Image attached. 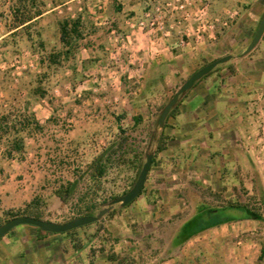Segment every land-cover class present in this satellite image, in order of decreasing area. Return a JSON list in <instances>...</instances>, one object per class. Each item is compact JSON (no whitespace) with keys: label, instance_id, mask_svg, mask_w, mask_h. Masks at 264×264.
<instances>
[{"label":"crops","instance_id":"crops-1","mask_svg":"<svg viewBox=\"0 0 264 264\" xmlns=\"http://www.w3.org/2000/svg\"><path fill=\"white\" fill-rule=\"evenodd\" d=\"M16 1L0 0L2 79L5 66L12 61L17 63L16 57L22 55V50H30L28 34L33 28L40 32L41 40L51 41L52 26L45 24L47 17L57 11V7L44 11L40 6L33 21L20 25L14 18ZM81 1L69 0L60 6ZM109 6L123 21L127 15L138 14L144 8L141 0H109ZM232 6L241 10L240 17L197 55L171 51L165 45L156 47L136 32V39L124 52L122 67H109L114 61L108 35L101 38L93 34L98 29L82 28H87L89 35L84 34L80 41L75 55L76 71H70V80L76 78L78 82L80 77L84 80L75 87L70 82L71 89H57L56 188L70 183L71 202L64 204L52 194L56 188L49 183L51 174L43 163L45 155L34 147L40 138L33 136L25 138L26 148L18 159L0 150V215L4 210L25 207L40 196L48 197L49 207L55 202L47 219L61 222L75 214L71 209L80 203L82 194L95 188L89 179L99 155L115 150L109 164V180L103 179L99 190L122 191L136 180L144 154L156 150L162 132L169 136L167 147L157 154L143 194L125 208L116 205L114 209H120L105 220L108 238L100 236L78 246L77 241L82 240L78 236L76 239L44 233L34 226L23 225L1 240L0 264H112L109 253L121 252L125 244L156 240L166 232L171 233L168 238L173 241L181 227L199 214L198 209L205 201L213 206L219 203L216 194L225 192L226 198H232L236 191L263 189L264 170L256 162L259 148L256 139L264 120V36L252 53H244L264 16V0L216 3L217 10ZM74 9L72 16L92 13L88 6ZM33 22L35 26L29 29ZM122 31L129 33L124 26ZM54 32L53 46L57 43ZM15 49H21V55ZM228 55L233 58L181 96L166 126L159 127L161 108L197 66ZM97 91L102 92L99 95ZM27 92L0 88V118L6 112L12 113L8 126L18 125L20 115L27 112L28 106L24 105ZM42 103L36 104L32 112L43 127L53 117L49 110L43 119L46 105ZM110 178L116 181L111 183ZM63 206L65 213L61 211ZM256 223L240 220L208 228L175 248L179 250L177 256L187 252L195 264H235L236 252L246 249L250 253L256 249L257 261L262 246L248 239L258 233ZM175 260L176 257H171L162 264H178L173 263Z\"/></svg>","mask_w":264,"mask_h":264},{"label":"trees","instance_id":"trees-1","mask_svg":"<svg viewBox=\"0 0 264 264\" xmlns=\"http://www.w3.org/2000/svg\"><path fill=\"white\" fill-rule=\"evenodd\" d=\"M35 3L36 0H17L14 6L15 22L19 21L21 25L26 22L33 21L36 15L30 13L32 10L30 9V7L35 5ZM83 27H84V23L82 21V15L76 16L75 19L69 18V19H64L63 21L60 22V32H61L60 39L64 45V49L57 53L53 52L52 54H50L49 56L50 64L56 62L57 64L61 65L62 63L73 61L75 59L76 52L81 47L80 41L83 39L84 36V31L82 29ZM211 62L213 61L206 60L200 63L197 66L198 67L197 70L208 65ZM220 68L221 65L218 66L216 69H214L210 74H212L214 71L219 70ZM73 69L74 71H76V64L75 67H73ZM210 74H208L207 76H209ZM207 76H205L204 78H206ZM8 79H10V75H8V73L5 72L3 76V80H8ZM70 82L75 87L77 82L76 78L70 80ZM18 89L22 90L23 88H18ZM30 93L34 96L37 95L36 97L37 101L41 99L43 100L47 96V91L44 90L42 87L31 89ZM163 109L164 107L161 108L160 112H162ZM176 109L177 106L171 111L169 117L167 118L166 124L168 123V119L174 114ZM11 115L12 113L9 112L8 114L2 115V117L0 118V145H2L4 136L10 134L16 135L12 140L8 142V145L6 144L7 148L5 152L8 154L9 157L11 156L13 157L14 153H19L20 155L24 153V150L26 148V141H25V137L20 135L19 133L20 131L27 132L28 136L33 137L36 136V133H39L43 128L37 122L35 115L33 113L28 115L27 113H25L22 116L24 118L23 119L21 118V120L19 119L20 121L19 120L17 121L18 125L14 124L12 126H8V122L11 120ZM18 126L20 127L18 128ZM168 141H169V136L162 132L157 140L156 150L150 152V153H155L153 163L155 162L157 154H159L161 151L166 149ZM112 154H115L114 149L111 150L110 153H108V155H106V153L105 154L103 153L94 160L93 162L94 167L91 169L92 173L89 180L95 183L94 186L95 188L93 189V191L83 193L81 199H79L80 203L76 205V208L72 207L75 211L74 216L60 223H67L80 217L95 216L101 210L106 208L113 200L129 192L130 189L136 183L139 174L142 170V167L145 163L146 156L149 153L144 154V159L140 167V170L138 172L137 178L129 187H124V190L122 191L115 189H111V191H101L99 190V188L101 187L100 184L101 181H103V179L109 180L108 176L110 174L108 172H109V164L112 161L111 160ZM115 181L116 178H110L111 183H114ZM71 189L72 186H70V183H67L66 186H61L59 189L56 188L53 194L55 196H58L63 201L64 204H69L71 202L70 201V195L72 194ZM143 192H144V188L142 190L141 195L143 194ZM224 196H225V192L221 194H216V198L219 201V203H216L215 206L209 203V201H205L198 209L199 214L181 227L180 231L176 234L175 238L171 243L172 247L177 248L179 246H183L193 236L198 235L199 233H201L202 231L208 228L218 226L224 223L237 222L240 220H254L262 225L264 224V198L262 200H259L256 199L257 198L256 196H254L250 198L248 202L242 203L236 197L226 198ZM46 200H47L46 198L36 196L25 207L19 209L4 210L3 213L0 215V226L5 222H7L8 220L18 216H29L36 219L51 221L50 219H47L49 206ZM116 211H118V209H113L102 220L98 222L92 223L90 225H85L80 228L62 234L66 235L67 237H72V238L75 237L76 239H78L77 236L81 238L82 240L77 241L78 246L80 245L82 246L83 243H86L87 241H89L90 243L91 242L90 239L94 240L100 236H103L104 239H106L108 237L105 234H108V232L105 226V220L109 219L112 215H114ZM215 214H217L216 218L213 217ZM248 239L256 240L262 245L261 254L258 258L257 264H264V237H260V235L257 233L256 235H253ZM137 257L138 256L130 253H122V252L116 253L113 251L112 253H109V260L112 264H140L141 257L138 258ZM167 260H168L167 258L164 259V261ZM142 262L144 263V261Z\"/></svg>","mask_w":264,"mask_h":264},{"label":"rangeland","instance_id":"rangeland-1","mask_svg":"<svg viewBox=\"0 0 264 264\" xmlns=\"http://www.w3.org/2000/svg\"><path fill=\"white\" fill-rule=\"evenodd\" d=\"M67 1L69 0H45V1L36 0L35 5L30 7V9H32L30 13L31 14L33 13V15L36 12V10L39 9L38 7L40 6L44 9V11H48L50 9H53L54 7H57V11H55V14L47 17L45 24L47 25V27L52 26V28H50L51 30L49 33L50 36L49 40H51L52 42L50 41L51 43L50 42L48 43V41L45 42L41 40V38L39 37L40 32L37 30V28H33V30H31V32L28 34L29 35L28 40L30 42L29 44L31 47L30 50L27 49L22 50V55H23L22 56L20 52L21 49L20 50L15 49L14 52L20 54L21 56L16 57V60L18 61L17 63L15 61H12L11 63H9V65L5 66L6 67L5 72H7L8 75H10V79L3 80L0 77V88H4V87L12 88V89L23 88L28 91L26 97L24 98V105L29 106L28 108L26 107L27 115L31 113L34 114V112H32V108L39 102L40 103L44 102L42 104L46 105V110L43 111L42 113L43 119H45L46 117L45 115H47V112L49 110L51 111V115H52L51 117L53 118L49 119L48 123L43 125V128L39 133H36V136L40 138L39 140L40 142L39 144L37 143V145L34 144V147H36V150H42L45 155L43 158L44 159L43 163L47 165L49 175L51 174L49 178V183L55 185L54 188L57 187V135H58L57 134V89L59 88L71 89L70 71H72L73 67H75V62H76L74 59L73 61L62 63L61 65L57 64L56 62L50 64L49 61L50 54H52L53 52L57 53L64 49V45L60 39L61 38L60 22L63 21L64 19H69V18L75 19L76 16L78 15L72 16V14L74 13L75 11L74 8L76 6L78 8L88 6V8H92V13L82 16V21L85 27L86 26L89 27L90 31L95 28L99 30L93 32V34L96 35L99 34L100 35L99 37L101 38L108 35L107 40L108 41L110 40L111 35H110L109 26L104 25L105 17H108L110 19V21L112 22V26H114V28L119 32L123 30V26L125 27L122 16H120L119 14L114 15V12L110 9L109 0H82L78 4L68 3L60 6L61 4ZM102 3L105 4V8H106L105 14H103V12L99 9V7L103 5ZM33 26H35L34 22L33 24L30 25L29 29H31ZM55 30L57 33V43L55 46H53L52 44L54 40L53 38L55 36V32H54ZM104 30L106 31L104 32ZM83 31L85 37L87 34L89 35L87 28L83 29ZM85 37L83 36V38ZM27 52L29 53V55H27ZM11 64H14V66H10ZM116 66H120V65L115 64L114 62L109 63L110 68ZM0 71L2 70L0 69ZM83 80L84 78L80 77L78 82L76 83H81ZM37 87H42L44 90L47 91V96L45 97V99L43 100L41 99L37 101L36 99L37 95L34 96L30 93L31 89ZM101 92L102 91H97L95 93L100 95ZM80 93L81 91H79L77 95ZM82 102L83 100L82 98H80L79 103L81 104ZM6 114H8V112H6ZM24 114L25 113H22L20 115V120L21 118L22 119L24 118L22 117ZM19 127L20 126H18V128ZM19 133L25 138H30L27 132L20 131ZM15 136H16L15 134L4 136L2 145H0L1 147L0 150L3 149V151L5 152L8 142L12 140ZM19 156H20L19 153L13 154V157L15 159H18ZM51 192L53 194L54 189ZM233 195L234 198L236 197L242 203L248 202V200L254 196L257 197L256 199L262 200L264 198V187L262 190L260 189L258 191H253V192L236 191L233 193ZM46 199H48V197H46ZM54 205L55 202L52 201L50 207H48V210H50L51 207L52 208L55 207ZM117 209L119 210L120 208ZM71 210H72L71 213L75 212L74 209ZM61 211L65 213L66 210L64 209V206L61 209ZM72 216L74 215H70L67 217L70 218ZM66 219L68 218H63L61 222H63ZM256 225H257L258 234L260 235V237H264V224L262 225L259 222H257ZM170 234L171 233L169 232L162 233L159 239L156 240L143 239L139 242L133 243L132 245L128 243L124 245V248L118 250L121 251L122 253H130L138 257H141L140 264H162L163 262H165L164 259L167 258L168 260H170L171 257H176V260L173 263L195 264L192 259L193 256L191 254L190 255L187 254V252H185V255L177 256L178 254L177 252H179V250H176L175 248L172 247L171 245L172 241L168 238ZM116 247H118V245ZM235 254H236L235 258H237L238 260L237 263L235 264H257L258 260L256 261L257 259L256 249H254L252 252L250 251V253L246 249L239 250V252H236ZM247 254H249L251 258H248ZM245 259L247 261H245ZM142 261H144V263Z\"/></svg>","mask_w":264,"mask_h":264},{"label":"built area","instance_id":"built-area-1","mask_svg":"<svg viewBox=\"0 0 264 264\" xmlns=\"http://www.w3.org/2000/svg\"><path fill=\"white\" fill-rule=\"evenodd\" d=\"M217 1L141 0L143 10L125 17V28L129 33L119 32L105 17L104 25L109 26L114 63L122 67L124 52L136 39V32H140L156 47L165 45L171 51L197 55L202 47L216 40L218 34L228 29L241 15V10L233 6L217 10ZM99 9L105 14V4ZM256 140L259 145L256 162L264 170V120ZM252 149L256 152L255 146Z\"/></svg>","mask_w":264,"mask_h":264},{"label":"water","instance_id":"water-1","mask_svg":"<svg viewBox=\"0 0 264 264\" xmlns=\"http://www.w3.org/2000/svg\"><path fill=\"white\" fill-rule=\"evenodd\" d=\"M263 36H264V16L259 24V28L256 31L255 36L253 37L249 47L247 48L244 54L249 55L250 53H252L256 49V47L259 45ZM232 58L233 56L231 55L222 57L200 68L196 72H194L179 87V89L175 92L173 97L164 107L157 121L158 126L161 128L165 127L167 118L169 117L171 111L179 103L181 96H183L189 90H191L198 81H200L205 76L210 74L218 66L228 63ZM153 159H154V154L149 153L146 156V160L139 174V177L136 183L134 184V186L130 189V191L127 192L125 195L113 200L106 208L101 210L97 215L80 217V218H77L67 223L36 219L33 217H29V216H18V217L8 220L7 222H5L4 224L0 226V242L8 233H10L13 229L19 226L30 225V226H34L40 229L44 233L62 234V233L80 228L85 225H90L92 223L102 220L109 212H111L114 209L116 205H120L122 207H126L130 205L141 195L142 190L147 182L149 173L151 171Z\"/></svg>","mask_w":264,"mask_h":264}]
</instances>
